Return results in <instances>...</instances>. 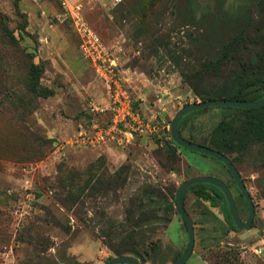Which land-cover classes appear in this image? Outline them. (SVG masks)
I'll use <instances>...</instances> for the list:
<instances>
[{
  "label": "rangeland",
  "instance_id": "rangeland-1",
  "mask_svg": "<svg viewBox=\"0 0 264 264\" xmlns=\"http://www.w3.org/2000/svg\"><path fill=\"white\" fill-rule=\"evenodd\" d=\"M177 2L0 0V264H106L115 256L106 243L121 246L132 231L130 220L144 232L147 244L159 246L145 264L163 259L174 264L188 242L174 196L182 182L199 176L224 182L240 218H248L247 202L224 164L175 147L168 128L179 109L202 102L182 83L174 59L194 74L199 60L257 20L258 12L264 14V0H198V27L184 26L192 23L191 0ZM9 34L16 44L9 42ZM239 62L209 85L240 72ZM33 63L42 69L41 84L54 91L51 97L29 90ZM110 68L157 128L152 136L138 135L126 148L107 143L112 158L101 150L106 145L71 143L77 131H93L109 121ZM168 89L178 94L172 96ZM142 91L148 98L145 105ZM91 104L106 110L92 112ZM221 121L238 131L247 128L242 112L208 109L186 118L182 135L207 144ZM230 156L237 158L254 200L251 228L229 229L223 199L214 206L189 191L185 205L194 221L195 246L186 264H264V249L261 255L253 252L264 237V144L250 141ZM124 165L130 170L121 188L84 197L77 206L60 204L67 194L60 181L74 191L91 179L92 169L114 174ZM74 175L80 179L71 181ZM144 199L152 206L144 219L136 213L130 217L128 212Z\"/></svg>",
  "mask_w": 264,
  "mask_h": 264
},
{
  "label": "trees",
  "instance_id": "trees-1",
  "mask_svg": "<svg viewBox=\"0 0 264 264\" xmlns=\"http://www.w3.org/2000/svg\"><path fill=\"white\" fill-rule=\"evenodd\" d=\"M177 1L179 0H174V3L177 4ZM198 5V0H191V16L189 18V22L192 21V23H185L184 26L192 25L194 27H198V20L196 18V14L199 9ZM257 15V20H250V22H248L241 28L238 34L220 43L218 47L213 48L214 51L212 53H209V57L203 58V60H199L197 63V65L199 66L198 71L194 74L188 73L184 69V67L181 66V62H179L177 58L174 59L172 57L176 61L175 64L178 67L177 69L181 76L182 83L190 86L194 94L199 96L202 102L214 99H230L252 102L264 98V14L258 12ZM1 18L2 14L0 12V20ZM140 19L143 20V16H141ZM251 30L254 31V35L250 34ZM7 36L11 44L17 43V39L13 34H9ZM196 41H199V39H197ZM204 47L205 46L203 45L202 48ZM241 55H245L246 60L242 61ZM235 60L240 61V72H236L235 74L230 76V78L225 82L219 83V85L211 84V82L209 85L208 81H210L211 78L219 76L220 73L224 69L228 68ZM41 76V67L33 63L30 66L29 72V90L39 97H51L54 94V91L50 88L44 87L41 84ZM134 107L138 109L135 103ZM208 109H225L230 111L235 110L244 113L246 116L247 123L246 130H244V132L238 131V129L234 128L230 122L221 121L214 128L207 144L198 142L191 136L184 137L182 135L181 130L186 122V118H188L192 114ZM109 122L110 119L106 124L104 123L98 125L106 126L107 124H109ZM179 134L188 141L208 146L223 153L236 166L237 158H232L230 156L233 152H242L244 147L248 145L250 141H256L258 143L264 144V106L254 109H240L234 107L217 106L197 110L183 116L179 124ZM140 135V137H145L144 134ZM152 135L153 134H151V136ZM172 143L175 147L179 149L188 150L177 145L173 140ZM129 170V165L122 166L114 174L105 172L98 173L96 172L97 170L92 169V172L95 173L91 175V179H89V181H85V184L83 186L77 185V189L74 191H70V189L68 190V185L63 184V181H60L59 184L61 186L62 191H66L67 193L65 198H60V204H62L64 207L77 206L82 203L84 197L106 195L110 191L119 189L126 184L127 174ZM228 172L230 173L229 170ZM77 178L80 179V175H74L71 181H75ZM64 182L67 181L64 180ZM191 190L194 191L196 197L205 202H209L211 205L214 206L219 203L220 199H223L226 203L225 214L226 218L228 219L227 224L229 225V229L239 230L230 213L227 199L224 193L218 187L207 183L195 184L190 186L185 190L183 194V202L185 208L187 193ZM241 196L243 197L242 194ZM148 208L149 205H146L145 199L140 200V203L137 205V207L135 206L134 208H132L128 212V214L130 217H132L135 213L140 214V219H144L150 209ZM187 212L189 213L188 210ZM177 215L182 221L181 216L178 213ZM169 221L170 220L168 219V222ZM132 223L133 220H130V224L132 225V231L125 236L124 240H122L121 246H115L109 242H107L106 244L109 249L115 254V256L132 255L145 264L147 258L151 257V255L158 250L159 246L157 244L152 243L147 244L145 242L144 232H142V230L139 232L135 225ZM183 226L186 230L184 224ZM165 263L166 260L163 259L161 264Z\"/></svg>",
  "mask_w": 264,
  "mask_h": 264
},
{
  "label": "water",
  "instance_id": "water-1",
  "mask_svg": "<svg viewBox=\"0 0 264 264\" xmlns=\"http://www.w3.org/2000/svg\"><path fill=\"white\" fill-rule=\"evenodd\" d=\"M217 106H224V107H234L240 109H254L264 106V98L257 100V101H240V100H230V99H214V100H207L203 102H195L191 104H187L181 109L177 111L173 120L169 125V134L171 140H173L177 145L186 148L191 151L199 152L208 156H212L214 158L219 159L230 171L235 183L237 184L241 194L245 198L247 205L249 207V215L248 218L243 221L240 218L234 197L230 188L222 181L208 177V176H199L185 180L179 186L176 195H175V203H176V211L181 216L182 221L187 230V238L188 242L186 248L180 258L174 264H186L188 259L190 258L194 246H195V228H194V221L191 215L187 212L184 202H183V194L187 188L195 184H202L207 183L218 187L225 195L228 203V207L230 213L233 217V220L236 226L239 229L248 230L251 228L253 223L254 217L256 215L254 200L241 176V173L238 171L236 166L232 163V161L223 153L212 149L208 146L197 144L191 141H188L184 137L179 134V124L183 116L188 113L211 108ZM106 264H144L139 259L132 255H121V256H114Z\"/></svg>",
  "mask_w": 264,
  "mask_h": 264
},
{
  "label": "built area",
  "instance_id": "built-area-1",
  "mask_svg": "<svg viewBox=\"0 0 264 264\" xmlns=\"http://www.w3.org/2000/svg\"><path fill=\"white\" fill-rule=\"evenodd\" d=\"M109 73L110 105L106 109L111 112L110 122L106 126L96 124L93 131L84 129L77 131L71 140L75 147H98L111 142L120 148H126L133 144L137 135H151L157 132L156 124L146 120L140 110L134 107L132 96L123 90L119 81L114 78L116 74L113 68H110ZM106 109L91 104L92 112L102 113ZM245 249L246 247H243V253ZM253 252L261 255L263 249L256 246Z\"/></svg>",
  "mask_w": 264,
  "mask_h": 264
},
{
  "label": "crops",
  "instance_id": "crops-1",
  "mask_svg": "<svg viewBox=\"0 0 264 264\" xmlns=\"http://www.w3.org/2000/svg\"><path fill=\"white\" fill-rule=\"evenodd\" d=\"M66 1H68L70 4H72V5H77V4H80L83 0H66ZM148 83H153L152 81H150L149 79H148ZM151 87V86H150ZM168 93H170V95H172V96H175V95H177L178 93H175L174 91H172L171 89H168ZM140 99H141V101L144 103V105L147 103V99H146V91L143 93V91L142 92H140ZM163 99V98H162ZM162 99L160 100V99H158V101H162ZM142 103V104H143ZM157 105H159V104H157ZM163 115V113L162 112H159V116H161V117H163L162 116ZM101 150H102V152H105L106 153V155L108 156V158H112V154H111V152H110V150H112L111 148H109L107 145L106 146H104V147H101ZM99 152V151H98ZM264 241V237H263V239H261V241H259V247H261L262 249H264V246L263 245H261L260 243H262ZM261 245V246H260Z\"/></svg>",
  "mask_w": 264,
  "mask_h": 264
},
{
  "label": "flooded vegetation",
  "instance_id": "flooded-vegetation-1",
  "mask_svg": "<svg viewBox=\"0 0 264 264\" xmlns=\"http://www.w3.org/2000/svg\"><path fill=\"white\" fill-rule=\"evenodd\" d=\"M246 219H244L243 221H245Z\"/></svg>",
  "mask_w": 264,
  "mask_h": 264
}]
</instances>
